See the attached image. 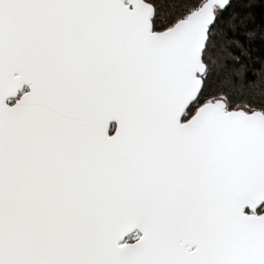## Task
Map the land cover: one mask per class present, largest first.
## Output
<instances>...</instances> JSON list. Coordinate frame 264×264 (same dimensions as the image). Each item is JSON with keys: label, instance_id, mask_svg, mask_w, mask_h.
Wrapping results in <instances>:
<instances>
[{"label": "snow or ice", "instance_id": "1", "mask_svg": "<svg viewBox=\"0 0 264 264\" xmlns=\"http://www.w3.org/2000/svg\"><path fill=\"white\" fill-rule=\"evenodd\" d=\"M0 264H264V0H0Z\"/></svg>", "mask_w": 264, "mask_h": 264}]
</instances>
